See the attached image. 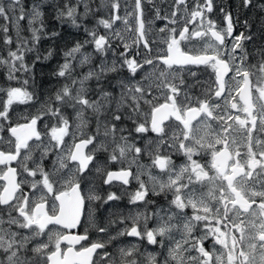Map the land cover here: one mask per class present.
<instances>
[{"label":"snow or ice","instance_id":"6c2138e0","mask_svg":"<svg viewBox=\"0 0 264 264\" xmlns=\"http://www.w3.org/2000/svg\"><path fill=\"white\" fill-rule=\"evenodd\" d=\"M145 4L161 22L156 31L163 48L149 39L153 21L145 17ZM57 7L56 19L79 29L91 18L95 27L85 26L91 39L64 52L54 74L65 83L54 96L40 101L26 87H0V264H264V43L249 52L248 20L241 23L222 5L224 25L218 27L210 16L216 0H133L123 15L120 0H63ZM252 7L255 0H241V8ZM43 16L37 4L29 10L24 0H0V21L6 22L0 23V43L8 46L6 55L0 49V67L9 81L29 84L27 76L20 81L34 68L28 53L36 52V61L54 55L49 50L41 57L36 48L49 35ZM21 21L30 39L21 35ZM237 26L243 30L234 34ZM86 44L112 59L76 73L92 65V55L82 52ZM201 66L211 69L207 80L199 78ZM133 133L140 139L155 134L149 140L155 154L149 155L167 179L149 173L151 188L140 171H131L144 151L131 142ZM162 148L183 155L184 163L175 165ZM131 152L127 168H109ZM99 154H106L102 163ZM93 170L104 185L135 179L132 204L171 193L176 211L119 217L124 228L113 235L115 221L98 222L93 205L120 197L88 189L83 181ZM192 185L207 191L198 195ZM124 236L161 251L141 253L137 244H113L111 251Z\"/></svg>","mask_w":264,"mask_h":264},{"label":"rangeland","instance_id":"374dc122","mask_svg":"<svg viewBox=\"0 0 264 264\" xmlns=\"http://www.w3.org/2000/svg\"><path fill=\"white\" fill-rule=\"evenodd\" d=\"M24 2L27 5V8L29 10L31 9L33 4H37L38 6H40L41 11L44 12V16H43L44 29H43V31H44V33H48L49 35L43 36L42 39L40 40L39 44L36 45V48L38 49L40 56L41 57L46 56L49 50L53 51L54 55L48 60H44L43 58H41V60L36 61L35 60V56L37 55L36 52H32V53L27 54L26 61L29 64H34V68H33V71L31 74L21 75L20 81L22 82V80L27 76L29 78V84L28 85H22V83H19L15 80L9 81L7 79L6 70L3 67H0V87H9V86L26 87V88H28L29 91L34 92L40 101H45L48 99L49 96H54L55 92L57 90H59L63 86V84L65 83V81L62 78H59L54 74L56 71H58L59 65L64 62V55H63L64 52L66 50L70 49L71 47H73L77 42L83 43L85 40H90L91 37H89L84 32L83 28L85 26H87L90 29L94 28L95 27V21L91 18L88 20H81L80 21L81 27L78 29V28L74 27L70 21H67V20L61 21V20L56 19V14L58 11L57 6L61 5L63 3V0H47V2H45V0H24ZM4 3L6 4L7 0H4ZM120 3H121V13H120L121 15L124 14L125 8L128 11L132 10L133 0H120ZM157 3H159V0H157ZM230 3H231L230 0H216L217 5L230 4ZM234 3L241 4V0H235ZM262 4H264V0H255L256 6H261ZM145 9H146L145 17L148 20L153 21L150 24V28H151L150 32H152L156 28V25H155L154 17L152 15L151 6L145 4ZM257 9L261 10V7H258ZM104 14L107 15V13H104ZM132 22L134 23V21H132ZM1 23H6V22L1 21ZM21 24L23 26L21 35L25 31V33H24L25 35L27 34V35L31 36V33L28 31L27 22L21 21ZM117 27L121 32L124 31V25L122 23L117 22ZM11 31H12V33H14V35H16L15 34V28H12ZM53 31L59 33V35H57L55 37H51L50 33ZM99 31L101 33H104L105 30L103 28H100ZM124 35L126 37H128L132 34L124 33ZM113 43L116 44L118 42L113 41ZM0 49H2V48L0 47ZM121 50H122L121 48L116 49L117 52L121 51ZM82 52L90 53L92 55V57H93L92 65H86L84 68L77 67L76 73L86 72L89 67H92L93 65H98L99 62L101 61V59L106 58L109 60V62L112 59L111 53H109L107 57H100L94 51L93 46L91 44L84 45V47L82 48ZM90 83H94V81L90 82ZM19 107L24 108L23 105H20ZM35 111H36V109L32 108V112L35 113ZM65 114L69 116L70 121L74 126L76 121H75L73 109H71V108L66 109ZM47 122H48V118H45L43 123H47ZM53 123H54V121H53ZM129 123H130V125H129ZM127 126L131 127V122H127ZM40 127L42 130V124L40 125ZM93 130H94V128H93ZM133 135H136L137 138L135 139V141H131V138H130V141L133 142L137 147H139V139H140L139 134L133 133ZM154 137L155 136H147L145 139L146 140L145 148H148V150L146 149L147 153H149V151L152 152L155 148L154 144L149 143V140H152ZM99 155L103 157V159L100 160V162L102 163L106 154H99ZM134 155H135L134 152L128 153L127 159L123 162V164L115 163V164H110L109 166L118 165L119 167H121V166L128 167L129 162L132 161ZM137 165H140L142 167L138 168ZM131 168H134V169L140 171L141 173L145 170L144 166L142 165L141 158H139L136 161V163L132 164ZM102 181H103V176L96 173L95 170H93L91 175L87 176V178L85 179L84 184L87 185L88 189H92V190L95 189V191L100 192L101 195H103L102 193L107 194V190H111V189L105 188ZM111 191L115 192L119 197L121 196L120 191H118L117 189L111 190ZM122 192L123 191H121V193ZM130 196H131V193H130ZM118 210H119V208H118ZM118 210H116V212H118ZM110 212L113 213L115 211L111 209ZM127 216H136V215L127 214ZM107 221H105V222L107 223ZM114 221H115L114 225L115 224L118 225L120 223L119 220H114ZM98 222H100V221L98 220ZM130 223H131V221H130ZM150 223H153V221H150L149 224ZM117 228L120 229V227H117ZM120 246H123V245L120 244Z\"/></svg>","mask_w":264,"mask_h":264},{"label":"flooded vegetation","instance_id":"af4514ba","mask_svg":"<svg viewBox=\"0 0 264 264\" xmlns=\"http://www.w3.org/2000/svg\"><path fill=\"white\" fill-rule=\"evenodd\" d=\"M234 1L235 0H230L231 2L230 4H222V5L227 6V9L231 11L234 14V16L238 17L241 23L243 22L245 18L248 20V24H249L248 31L251 32L254 39L251 42H245V46L248 48L249 52H254V49L256 47H259L262 43H264V40L261 39L262 34H264V13H261V10L257 9L258 7H261V6L255 5V7H252L249 9H243L241 8V4L234 3ZM222 5L216 4V8L214 9L213 13L210 14L211 18L216 21L218 27H222L224 25L223 14L219 12V7ZM155 25H156V28L152 32H149V39L157 40V44L153 45L154 48H163L164 45L159 43V36L161 34L156 31L158 26H162L161 22L155 21ZM241 30L243 29L240 26H237L234 34H238ZM251 59L253 58L250 57V60ZM199 73H200L199 78L201 80H207L209 78V74L211 73V69L204 70L203 66H201V68L199 69ZM145 136L146 137L155 136V134L148 133V134H145ZM145 146H146V140L139 139V147L144 149L140 158H141L142 165L145 168V170L140 175V179L145 181L148 187L151 188L152 181H150L149 179V173H151L152 175L158 176L160 178H163V179H167V177L164 173H161L158 167L152 166V159H153V155L155 154V148L152 151L153 155H149V153H147L148 148H145ZM241 151H244V149L242 148ZM161 154H171L172 160L174 164L177 166L184 163L183 155L176 154L174 150L169 149L166 151L165 149L162 148ZM101 159H103V157L99 155V160ZM197 159H199V157H197ZM207 159L209 158L206 157L205 160ZM201 162H205V161H201ZM121 167L127 168L125 166H121ZM121 167H119L118 165L109 166V168L113 170H118ZM131 171L133 173H136L138 170L131 168ZM104 186L105 188H110L111 190L117 189L118 191H120L121 200L119 199L120 201L117 200V201L109 202L108 204H103L102 202H99V201L94 202L93 207H94V210L96 211L98 220L101 223H106L105 221L109 219L119 220V217H126L127 214L137 215L138 213H146V214L151 215L155 211V212H160L161 215H165L166 213H169L170 211H176L170 204V201L172 199L171 193L161 194L159 196L150 195L149 199L153 202L148 205H144L142 203H138V204L130 203L129 202L130 193L132 194L138 188V182L135 179H130L129 185H122L119 182H114L113 185H104ZM191 187L198 190L197 192L198 195L201 192L207 191L206 188H202L200 185H192ZM121 191L123 192L121 193ZM102 194L106 195L105 193H102ZM111 209L114 210L115 212L113 213L110 212ZM116 210H118V212H116ZM186 211L189 214H191V209H187ZM126 223L130 224V220L126 221ZM149 226L151 227L154 225L153 223H150ZM117 227H120V229H123L124 225L121 223H119L118 225L112 224V226L110 227V232L113 235H115L116 231L119 229ZM73 231L75 232L79 230H73ZM93 236L94 237L96 236L94 232H93ZM113 244H115L116 246H120L121 244L125 247L130 246L131 244H137L140 248L141 253L151 252L154 248L156 249L157 252L161 251V249L157 248L156 246L148 245L146 241L141 242L137 240V238H134V237H127V236L118 237L117 241H113L112 244L109 245V249L114 252L116 249L113 247ZM206 247L209 250L213 248L211 240L206 242ZM216 247L219 248L218 245Z\"/></svg>","mask_w":264,"mask_h":264},{"label":"trees","instance_id":"16d2710c","mask_svg":"<svg viewBox=\"0 0 264 264\" xmlns=\"http://www.w3.org/2000/svg\"><path fill=\"white\" fill-rule=\"evenodd\" d=\"M0 23H1V21H0ZM24 33H25V31L22 33V36L27 37L29 39L31 38L30 35H27V34L25 35ZM11 35L13 36V39H15V35H14V33H12V31H11ZM0 47L4 50V54L6 55V49H7L8 46L3 45L2 43H0Z\"/></svg>","mask_w":264,"mask_h":264}]
</instances>
